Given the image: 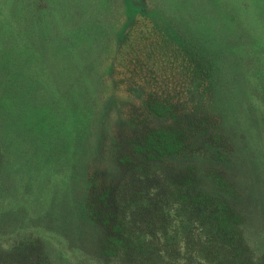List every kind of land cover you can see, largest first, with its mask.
Listing matches in <instances>:
<instances>
[{"label": "trees", "instance_id": "obj_1", "mask_svg": "<svg viewBox=\"0 0 264 264\" xmlns=\"http://www.w3.org/2000/svg\"><path fill=\"white\" fill-rule=\"evenodd\" d=\"M94 1L110 2L58 3L83 7L87 16ZM32 2L20 6L0 0V36L13 34L7 36L10 54L0 41V264H264V137L254 156L242 159L234 129L226 126L228 117L212 109L223 98L213 60L163 39L162 30L147 19L131 28L151 25L149 32L158 37L153 48L135 50L140 36L131 31L116 42L112 56L96 46L83 54L79 36H93L92 44L102 27L76 25L78 14L71 20L65 14L58 36H70L68 46L78 58L73 52V70L57 67L59 78L55 74L56 82L47 86L31 70L28 53L38 48L31 44L35 39L21 36L35 17L50 16V11L41 13L48 8L45 0H36L34 7ZM5 6L11 14L4 13ZM64 16L56 14L55 20ZM22 22L24 30L17 27ZM55 48L67 46L58 39ZM133 59L142 61V68ZM154 59L157 69L173 65L188 86L196 85L188 91L190 97L203 96L197 105L204 115L181 111L149 87L158 75L144 67ZM26 142L32 149H25ZM37 148L45 164L33 179L13 170L16 162L37 165ZM71 178L80 197L68 212L77 225L65 220L63 231L57 230L61 243L48 237L49 222L62 223L49 214L25 210L21 224L14 221L9 191L15 183L20 182L19 195H27L67 186ZM42 180L48 183L37 185ZM66 236L75 239V249Z\"/></svg>", "mask_w": 264, "mask_h": 264}, {"label": "rangeland", "instance_id": "obj_2", "mask_svg": "<svg viewBox=\"0 0 264 264\" xmlns=\"http://www.w3.org/2000/svg\"><path fill=\"white\" fill-rule=\"evenodd\" d=\"M14 1L20 6H24V2L30 3V0ZM35 1L31 3L32 7ZM130 1L110 0L109 6L94 1L90 5L93 14L86 16L81 12L83 7L73 4L70 9H66L58 3V0H45L48 8H46L47 11L43 10L41 13L50 11L49 19L44 15L35 17L32 26L28 22L29 31L26 27V31L21 35L25 38L32 36L35 40L30 43L38 45V48L29 50L28 53L32 63L31 70L42 76V81L44 80L47 86L52 85L53 80L56 82L55 74L59 78L57 67L68 71L73 70L72 53L74 52L75 58L78 53L68 46V44L71 45L70 36H58V31L62 30L60 28L67 23L65 14L71 20L73 14L77 13L76 25L84 22L85 25L93 26L92 28L102 27L100 37L94 38L92 44L93 36L79 37L83 39L81 49L83 54L89 49L87 47L96 46L99 50L100 47L107 48L105 56H112L116 42L120 44L131 31H133V36H140L135 50L146 51L148 47L153 48L151 43H154L155 38L157 42L158 37L149 32L151 25L144 28L146 25L139 23L136 30L131 28L137 20H150L154 26L162 30L165 36L163 39L172 41L182 50L191 48L195 51L194 53L207 55L210 60H213L219 72L223 98L222 100L216 99L218 104L212 109L219 115L223 113L226 114L225 117H228L226 126L234 129L233 135L238 139V145L243 152L242 159L254 156L259 147V140L264 137V0H136L133 4H130ZM134 8L136 9L133 10ZM5 9V14H11L9 8L5 6ZM59 13L64 16L62 21L55 20L56 14L58 16ZM17 27L24 30V22L19 23ZM120 30H124L122 36H120ZM10 35L13 34L6 33L0 36V41L4 44L1 47L7 54L12 51L9 50L12 43L7 37ZM101 36L104 37L101 38ZM58 39L64 41L66 49L55 48ZM161 40L159 36V43H162ZM25 49L23 47L22 52H25ZM131 55L134 57L136 53L132 51ZM133 60L139 68H142V61L140 64L135 59ZM153 62L155 59L144 67V70L150 69L155 72L154 75H158L156 80H150L149 87L154 91L158 89L163 98H170L181 111L193 109L197 111V115H204L205 110L197 105L198 100H201L203 96L197 98V94L192 96L191 93L190 97L188 91L195 90L196 85L188 86L189 81L173 65L161 67L163 69L159 70ZM105 65L104 62V72ZM118 67L123 68L121 64ZM149 75L151 74L148 73ZM104 78H109V74H105ZM142 83L144 84L145 80ZM160 83H162L161 86ZM62 85L69 87L70 83L62 82ZM36 89L40 90L41 87L36 86ZM110 92L107 90L105 95ZM119 97L124 98L126 95L119 92ZM141 98V95L135 96L136 101ZM31 100L25 101L22 107L30 105ZM31 145V142H26L25 149H32L29 148ZM36 150L38 152H33V155L40 160L37 165L32 167L16 162L13 163V170L22 172L28 178L33 179L34 175L42 169L41 165L45 164L41 159L42 153H39L38 148ZM43 183L46 184L48 181L42 180L37 185ZM19 187L20 182H17L13 190L9 191L11 198L9 204H12L15 209L14 221L21 224L25 219V210H27L26 213L49 214L51 220L56 219L57 222L62 223L57 225L53 220L50 221L45 227L48 237L54 238L58 244L61 243L62 240L58 235L60 233H57V230L63 231L65 220H70L69 225L72 228L75 224L77 225L75 215L68 212L73 199L80 197L73 179L69 180L67 186L55 185L51 188H41L37 192L33 189L31 192H26L27 195H19ZM9 218L11 217L6 218L7 221H10ZM66 238L70 242L69 248L75 249V239L68 236ZM65 264L70 263L65 262Z\"/></svg>", "mask_w": 264, "mask_h": 264}]
</instances>
